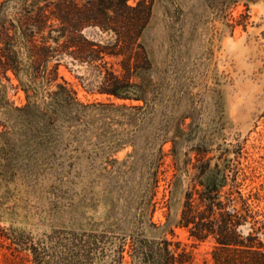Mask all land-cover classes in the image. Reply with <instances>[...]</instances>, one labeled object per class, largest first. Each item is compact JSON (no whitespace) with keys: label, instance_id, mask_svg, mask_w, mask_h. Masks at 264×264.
Masks as SVG:
<instances>
[{"label":"rangeland","instance_id":"374dc122","mask_svg":"<svg viewBox=\"0 0 264 264\" xmlns=\"http://www.w3.org/2000/svg\"><path fill=\"white\" fill-rule=\"evenodd\" d=\"M35 1L8 0L0 21L27 22L25 8ZM41 5L49 51L40 96L61 83L83 105L119 107L97 106L66 122L61 137L34 155L16 111L28 102V78L0 63V264H35L33 248L44 264H132L137 236L168 239L192 264H212L214 240L198 241L179 224L196 175L226 176L224 190L237 186L264 220V0ZM72 24L81 30L73 33ZM76 35L89 45L85 59L68 47ZM116 79L142 99L106 93ZM122 104L142 110L129 121ZM100 251L109 254L103 262Z\"/></svg>","mask_w":264,"mask_h":264},{"label":"trees","instance_id":"16d2710c","mask_svg":"<svg viewBox=\"0 0 264 264\" xmlns=\"http://www.w3.org/2000/svg\"><path fill=\"white\" fill-rule=\"evenodd\" d=\"M43 1L45 0H36L33 7L25 8L27 22H22L19 18L17 23L11 22L8 27L5 21H0V63L13 70L17 76L25 73L28 78L23 81L28 102L16 111L22 122L23 139L33 145L34 155H38L39 151L47 149L53 141L61 137L66 122H80L82 117L87 116L86 113L97 106L119 107L113 102L83 105L76 101V91L61 83L57 84V90L49 91L45 98L40 96L43 95L41 86L48 81L45 68L49 51V36L46 31L49 16L46 6L41 5ZM6 2L8 0L0 4V12ZM80 30L79 24H72L73 33ZM137 30L141 31L142 27L134 31ZM77 38L79 36H72L68 47H78L71 53L85 59L91 53L89 45ZM23 50L27 53L26 60L22 57ZM148 64V59L144 58L143 66L149 67ZM131 86L134 85L130 82L116 79L104 91L119 98L141 100L138 95L126 94ZM120 107L130 111L129 121L134 120L136 111L142 110L139 105L122 104ZM36 159L35 157L34 162ZM205 172L204 170L196 175L193 190L186 191L179 224L188 228L190 235L198 241L207 238L214 240L212 264H264L262 213L255 210L251 197L245 195L237 186L224 190L226 176H223L224 181L216 182L215 176L209 175L207 182H204L202 177ZM197 185L201 188H197ZM194 193L198 194L197 200L193 198ZM171 194H174V189ZM86 236L95 237L96 234L87 233ZM133 242L137 249L131 254L132 264H192L191 254L184 249L179 250L178 247L171 248L172 243L168 239L137 236L133 238ZM82 246L85 247L84 244ZM124 246L122 243L116 250L118 262L124 259ZM94 249L96 247L86 249L87 260L96 257ZM100 253L99 260L103 262L109 254L104 251ZM33 254L35 264H44V257L37 248H33Z\"/></svg>","mask_w":264,"mask_h":264}]
</instances>
